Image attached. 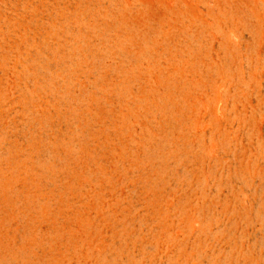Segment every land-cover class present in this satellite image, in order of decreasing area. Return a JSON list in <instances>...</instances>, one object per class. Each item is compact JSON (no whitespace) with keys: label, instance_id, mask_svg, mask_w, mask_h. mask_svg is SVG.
<instances>
[{"label":"rangeland","instance_id":"obj_1","mask_svg":"<svg viewBox=\"0 0 264 264\" xmlns=\"http://www.w3.org/2000/svg\"><path fill=\"white\" fill-rule=\"evenodd\" d=\"M0 264H264V0H0Z\"/></svg>","mask_w":264,"mask_h":264}]
</instances>
